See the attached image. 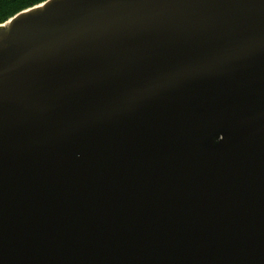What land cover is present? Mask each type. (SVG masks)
<instances>
[{
  "label": "water",
  "instance_id": "95a60500",
  "mask_svg": "<svg viewBox=\"0 0 264 264\" xmlns=\"http://www.w3.org/2000/svg\"><path fill=\"white\" fill-rule=\"evenodd\" d=\"M0 264H264V0L0 25Z\"/></svg>",
  "mask_w": 264,
  "mask_h": 264
},
{
  "label": "trees",
  "instance_id": "16d2710c",
  "mask_svg": "<svg viewBox=\"0 0 264 264\" xmlns=\"http://www.w3.org/2000/svg\"><path fill=\"white\" fill-rule=\"evenodd\" d=\"M46 0H0V25L22 10L38 5Z\"/></svg>",
  "mask_w": 264,
  "mask_h": 264
},
{
  "label": "bare ground",
  "instance_id": "6f19581e",
  "mask_svg": "<svg viewBox=\"0 0 264 264\" xmlns=\"http://www.w3.org/2000/svg\"><path fill=\"white\" fill-rule=\"evenodd\" d=\"M4 24V23H3ZM2 25V24H1Z\"/></svg>",
  "mask_w": 264,
  "mask_h": 264
}]
</instances>
